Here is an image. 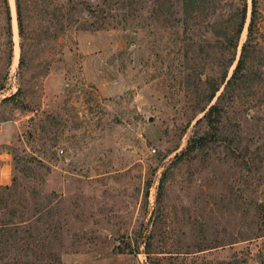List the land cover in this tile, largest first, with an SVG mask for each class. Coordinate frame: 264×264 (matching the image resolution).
Instances as JSON below:
<instances>
[{
	"label": "rangeland",
	"instance_id": "1",
	"mask_svg": "<svg viewBox=\"0 0 264 264\" xmlns=\"http://www.w3.org/2000/svg\"><path fill=\"white\" fill-rule=\"evenodd\" d=\"M180 1L8 0L9 60L0 0V264H264V0L212 125L218 15Z\"/></svg>",
	"mask_w": 264,
	"mask_h": 264
},
{
	"label": "trees",
	"instance_id": "2",
	"mask_svg": "<svg viewBox=\"0 0 264 264\" xmlns=\"http://www.w3.org/2000/svg\"><path fill=\"white\" fill-rule=\"evenodd\" d=\"M231 4H229V7L232 8L231 13L229 16L223 17L219 15L218 9L221 8V5H218V3L221 2V0H181V12L184 17V25H187L186 20L195 19L199 15H208V14H217L218 18L214 19L211 23L209 21V27L211 34L213 38L215 39L216 46H214L217 49V61L219 59H222L221 61H227L224 65V69L220 75L217 77H209L208 80H205L203 83L207 84V102H210L211 99L214 97L215 93L220 89L221 86H223V89L221 93L218 95L217 100L208 106L206 112L204 113V118L206 119L207 123L209 125H212L216 120L219 112V99L223 97L225 92L232 88L233 90L243 88V91L247 94L250 92H255V83L256 81L251 80L250 83H245V81H248L247 77V61H248V54H249V48L255 50V47L253 46V42L256 39V33L258 32V25L256 22L257 17V0H251V9H250V15H249V21L246 27V39L241 45L240 54L238 58H235V48L237 46L239 37L241 32L244 29L246 17H247V4L246 0H241V3L234 4L230 0ZM1 2L4 5L7 24H6V32L8 35V59L11 55V44H12V28H11V17H10V9H9V3L8 0H1ZM171 4V3H170ZM169 4V7L171 5ZM16 14H17V26L19 34L22 32V19H21V11L18 2L16 3ZM172 14V12H171ZM173 18H175L173 13ZM190 28H192L191 24L189 25ZM187 27V26H186ZM223 40V41H222ZM193 44V43H192ZM205 45H200L199 47V54L200 56L206 55L207 52L205 49ZM231 52V55H228ZM188 57V58H187ZM184 58L187 60L192 59V56L189 55L188 45L186 47V50L184 51ZM22 59V58H20ZM10 60V59H9ZM235 62L233 69L228 76V70L229 67ZM249 73V72H248ZM15 95H11L12 97ZM250 95V94H249ZM206 138L205 135H202L195 139L192 144L187 146V150H191L193 147H195V143H200L202 140ZM183 154V153H182ZM1 189H10V186L4 185L0 186ZM148 246V245H146Z\"/></svg>",
	"mask_w": 264,
	"mask_h": 264
}]
</instances>
